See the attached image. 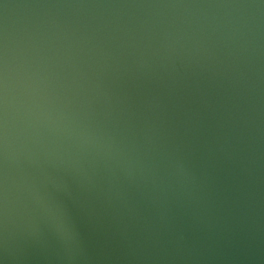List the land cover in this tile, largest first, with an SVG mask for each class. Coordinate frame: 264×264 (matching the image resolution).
Returning <instances> with one entry per match:
<instances>
[{"label": "water", "instance_id": "95a60500", "mask_svg": "<svg viewBox=\"0 0 264 264\" xmlns=\"http://www.w3.org/2000/svg\"><path fill=\"white\" fill-rule=\"evenodd\" d=\"M0 264H264V0H0Z\"/></svg>", "mask_w": 264, "mask_h": 264}]
</instances>
